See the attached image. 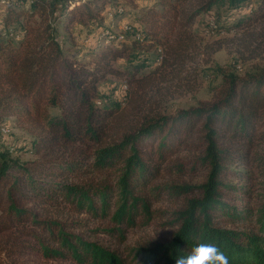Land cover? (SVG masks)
Instances as JSON below:
<instances>
[{
  "label": "trees",
  "instance_id": "trees-1",
  "mask_svg": "<svg viewBox=\"0 0 264 264\" xmlns=\"http://www.w3.org/2000/svg\"><path fill=\"white\" fill-rule=\"evenodd\" d=\"M247 1L161 0V9L142 15L141 28L129 23L124 33L134 46L148 38L162 47L148 72L136 76L144 63L133 65L136 90L181 78L196 16L210 12L223 30L219 20ZM79 4L33 0L23 20L8 12L0 29V125L14 117L31 135L34 156L21 159L0 144V264H175L200 243L216 245L229 264H264V65L223 74L212 100L174 114L141 113L146 99L136 95L125 108L97 87L101 74H123L109 62L120 54L110 43L124 33H102L91 67L63 48L58 20L67 29ZM247 5L245 21L259 23L249 36L264 42V0ZM11 21L19 35L7 28ZM198 169L205 172L199 183H155ZM161 194L177 204L164 222L174 227L168 238L125 256L94 239L100 230L123 238L126 228L147 223ZM95 220L116 227H88Z\"/></svg>",
  "mask_w": 264,
  "mask_h": 264
},
{
  "label": "rangeland",
  "instance_id": "rangeland-1",
  "mask_svg": "<svg viewBox=\"0 0 264 264\" xmlns=\"http://www.w3.org/2000/svg\"><path fill=\"white\" fill-rule=\"evenodd\" d=\"M257 2L258 0H248L232 15L223 20L220 19L219 24L222 23L223 30L215 28L212 19L216 20V17L212 16L210 12L196 16L187 28L192 40L190 48L186 51V62L181 78L177 77L173 80L168 76L162 83H153L145 91L136 90V86L128 78L129 73L134 70L133 65L141 63H144V67L140 68L136 76L148 72L159 62L162 47L154 44L148 38L136 42L134 46L130 33L124 32L125 29H130L125 28L130 25L129 23L141 28L143 26L142 15L151 8L161 9V0H80L79 5L84 10L82 9V12L77 10L75 19L67 29L63 19L60 18L57 29L67 54L86 63L88 67L92 66V60L97 55L92 49L98 45V41H101L102 33H108L110 37L124 33V41L110 43L114 49L120 51V54L109 62L112 67L123 74H101L97 81L99 92L103 98L120 100L121 105L125 108L130 106V97L140 96V98L146 99V105L142 106L141 113L144 109V111L148 110L152 116L174 114L179 109L194 106L201 101L212 100L217 90L216 86L223 74L235 73L238 76H243L246 71L264 65V42L250 37L257 35L259 23L253 19L245 21L250 13L247 4L251 3L252 9ZM12 7L9 9L7 6L0 5V29L4 27L8 12L21 13L20 20H23L31 9V5L28 4ZM118 7L122 9L123 14L119 15L115 12ZM236 21L241 23L235 25ZM7 28L15 31L18 35L21 33V28L14 21H11ZM14 39L16 41L18 37ZM250 39L253 41H249ZM105 45L107 46V44L103 46ZM131 113H134V110H131ZM1 125L6 126L8 131L2 133L0 144L11 149L13 156L24 160L33 159L34 156L27 150L31 138L29 132L23 126L18 125L14 117H5ZM21 146L25 148H20ZM204 173V170L198 169L196 173L187 172L182 176L174 173H171L172 175L164 174L155 183L160 184L175 177H178L176 181L186 180L190 183H199L204 178ZM257 186L259 187V183L255 184V187ZM157 197L152 202L151 209L154 211L152 218L147 223L143 222L135 227L126 228L123 238L115 237L116 231L112 235L100 230L94 239L109 249L116 250L121 256H125L130 247L143 245V243L155 239L168 238L174 227L165 226L164 222L169 219L170 211L175 209L177 204L163 194ZM103 226L116 227L107 220H95L90 222L88 227L101 228ZM125 258L128 259L127 256ZM135 263V260L128 262V264ZM38 264L69 263L42 262Z\"/></svg>",
  "mask_w": 264,
  "mask_h": 264
},
{
  "label": "clouds",
  "instance_id": "clouds-1",
  "mask_svg": "<svg viewBox=\"0 0 264 264\" xmlns=\"http://www.w3.org/2000/svg\"><path fill=\"white\" fill-rule=\"evenodd\" d=\"M175 264H229V258L216 245L200 243L187 256L176 259Z\"/></svg>",
  "mask_w": 264,
  "mask_h": 264
},
{
  "label": "bare ground",
  "instance_id": "bare-ground-1",
  "mask_svg": "<svg viewBox=\"0 0 264 264\" xmlns=\"http://www.w3.org/2000/svg\"><path fill=\"white\" fill-rule=\"evenodd\" d=\"M33 2V0H0V5H4L7 7H12V6H19L21 4H31ZM117 12H122V9L120 7H118ZM130 28V26H127V29ZM107 32V31H106ZM107 34V33H106ZM136 35V34H135ZM8 131V128L6 126H0V132H6Z\"/></svg>",
  "mask_w": 264,
  "mask_h": 264
},
{
  "label": "built area",
  "instance_id": "built-area-1",
  "mask_svg": "<svg viewBox=\"0 0 264 264\" xmlns=\"http://www.w3.org/2000/svg\"><path fill=\"white\" fill-rule=\"evenodd\" d=\"M4 1H7V0H4ZM18 1H19V0H18ZM125 28H127V26H126Z\"/></svg>",
  "mask_w": 264,
  "mask_h": 264
}]
</instances>
